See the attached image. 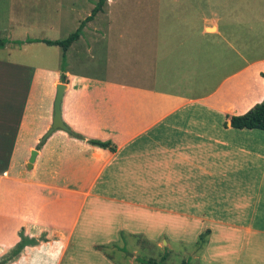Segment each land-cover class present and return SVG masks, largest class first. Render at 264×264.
<instances>
[{
	"label": "crops",
	"instance_id": "obj_1",
	"mask_svg": "<svg viewBox=\"0 0 264 264\" xmlns=\"http://www.w3.org/2000/svg\"><path fill=\"white\" fill-rule=\"evenodd\" d=\"M42 1L54 0L29 2ZM175 2L184 23L176 35L193 39L175 48L161 46L160 35L170 36L149 30L148 15L125 24L140 28L118 31L95 25L92 16L65 51L64 68L0 60V262L21 232L45 240L10 264H150V254L160 251L166 261L171 244L164 237L181 231L194 236L196 247L209 236L196 256L203 264H235L234 238L264 234V132L238 130L230 121L264 98V60L246 63L243 48L227 39V2ZM197 4L208 12L193 9ZM196 36L203 56L223 41L221 51L238 63L216 86L198 80ZM221 70L207 64L205 76ZM251 71L261 84L255 95L253 80L244 78ZM59 84L62 118L73 135L55 131L41 143ZM246 257L241 252L238 264H256Z\"/></svg>",
	"mask_w": 264,
	"mask_h": 264
},
{
	"label": "rangeland",
	"instance_id": "obj_2",
	"mask_svg": "<svg viewBox=\"0 0 264 264\" xmlns=\"http://www.w3.org/2000/svg\"><path fill=\"white\" fill-rule=\"evenodd\" d=\"M29 1L30 0H0V39L8 40V46L6 45L4 49H0V60L2 61L10 60L21 62L30 68H33L36 65H60L61 68H64V49L59 46L49 47L37 42L36 39L66 40L80 29L82 23L84 24L85 22L86 24V19H88V17L92 16H97L95 17V25L103 29L106 28V26L108 28L109 25H112V27L114 26V31H118L122 29H136L134 27L137 26H133L132 24L126 26L125 24L129 23L127 21L134 22L135 24V22L140 20L135 17L148 15L150 18V21L147 22V24H149V30H159V32H166V35L170 36L164 38V35H160L159 41L161 42V46L166 43V47L175 48L183 38L193 40L192 37L188 39V35H181L180 37L176 35V33H180L181 29H184V23L177 18L178 13H176V11L178 6H176L177 4H175V0H111V4H108V0H106L103 3L102 9L98 12H95V10L98 8L102 0H63L61 4H57V0H54L51 3L42 1L35 4H31ZM198 1L199 0H192L193 3H199ZM215 1L221 3L225 1L228 3L229 15L227 20L223 22V27L225 28L227 39L232 40L235 46L239 45L240 48H243L246 63L249 64L263 61L264 0ZM220 8L219 5L214 6L216 12L218 9L220 11ZM193 9L208 12V7L199 4ZM110 19L112 22H109ZM192 20L195 24H198L196 16L192 15ZM84 26L82 31L84 30ZM190 34L192 35V32ZM194 41L200 49L198 54V64L199 66L203 64V69L199 67L198 72V80L200 82L208 85L213 83V86H216L223 77L238 65L237 62H231V58L228 56L229 54L221 51V49L227 47L225 42H214L212 45L214 54L213 51H211V47H209L210 44H207L210 52L208 55L206 54L203 56V48L205 45H201V39L198 38V36L194 38ZM105 46H107V44H105ZM79 52L84 54V62L89 60V56L86 54V46L79 49ZM94 52L96 51L93 50V53ZM207 64H210L213 68L219 65V68L223 71L225 69L226 71H218L215 76L213 74L205 76L207 72ZM240 65H242L241 62ZM261 69L260 75L261 78H264V65L261 66ZM89 70L90 71L88 72L93 74L100 72L92 69ZM244 78L253 80L250 84V88L254 91V95L257 94L261 84L256 80L257 78L253 76L252 71L245 74ZM263 101L264 98L257 104H260ZM104 220L105 217H102L100 222H104ZM186 232L187 231H181L183 236L177 234L176 237H172V234H167L164 239L171 244L170 248L165 247L164 250L168 255L167 260H159V257H161L160 255L163 254L161 251L159 255L150 254L152 260L157 264H203L200 260L196 259V256H200L205 252L206 247L204 246L206 245L205 242H207L206 239L209 236L206 237L207 234L203 235L204 241L200 240V247H196L195 242H193L195 241L194 236L191 234L185 236L184 234H187ZM119 239L122 240V244L125 243L127 248L132 244L126 239L125 235L119 236ZM234 239L232 249L235 251L234 259L237 260L235 264L239 263L241 252L243 257L247 256L246 258H253L255 256L257 259L256 264H264L263 233L262 235L260 234L250 237L242 234ZM231 242L232 241H230V243ZM142 243L144 244V242ZM200 248H202L201 254H199ZM141 249L145 252L143 248ZM11 250H9V252H11ZM145 254L146 253H141L140 255L145 256ZM147 255L149 254L147 253ZM12 262L13 261L10 263ZM224 263L233 264L231 258ZM245 264H249V262H245Z\"/></svg>",
	"mask_w": 264,
	"mask_h": 264
},
{
	"label": "trees",
	"instance_id": "obj_3",
	"mask_svg": "<svg viewBox=\"0 0 264 264\" xmlns=\"http://www.w3.org/2000/svg\"><path fill=\"white\" fill-rule=\"evenodd\" d=\"M105 1L106 0H102V2L99 4L95 12H98L102 9L103 3ZM84 24L82 23L80 29L76 33L72 34L66 40H56V41H52L48 39H36V40L37 42L44 43L48 46H59L63 48L65 52L74 42H76L80 38ZM34 41H31V42H34ZM7 43H8V40L0 39V49H4ZM61 79H62V82L65 83V76H62ZM230 121H231V126L238 130H244V129L261 130L264 132V101L260 104L255 105L246 114L241 115V116L232 117ZM79 138L82 139V137H79ZM90 143L94 146H99L104 149H109L113 152H115L117 149L111 142L90 141ZM20 238H21L20 242L11 250V252H9L3 258L2 260L3 264H8L11 261H14L16 258H18L21 255V253L25 250V248L36 246L40 243V241L45 240L44 237H41L39 239L29 238L25 236L23 232L20 233ZM202 240L204 241V236L201 238V241ZM150 264H157V263L150 262Z\"/></svg>",
	"mask_w": 264,
	"mask_h": 264
},
{
	"label": "water",
	"instance_id": "obj_4",
	"mask_svg": "<svg viewBox=\"0 0 264 264\" xmlns=\"http://www.w3.org/2000/svg\"><path fill=\"white\" fill-rule=\"evenodd\" d=\"M65 92V84H59L57 86V94L54 102V118L51 128L47 131V133L44 135V137L41 139V143L45 142L55 131L62 130L70 135H73V132L67 125L64 123L62 118V102H63V96ZM37 151L34 150L31 153V158L29 161L28 168H32L33 163L36 160L37 157ZM0 264H3V262H0Z\"/></svg>",
	"mask_w": 264,
	"mask_h": 264
}]
</instances>
